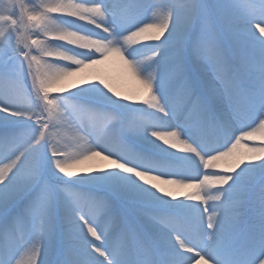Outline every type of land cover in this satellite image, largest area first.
Returning a JSON list of instances; mask_svg holds the SVG:
<instances>
[{
  "label": "snow or ice",
  "instance_id": "obj_1",
  "mask_svg": "<svg viewBox=\"0 0 264 264\" xmlns=\"http://www.w3.org/2000/svg\"><path fill=\"white\" fill-rule=\"evenodd\" d=\"M0 264H264V0H0Z\"/></svg>",
  "mask_w": 264,
  "mask_h": 264
},
{
  "label": "bare ground",
  "instance_id": "obj_2",
  "mask_svg": "<svg viewBox=\"0 0 264 264\" xmlns=\"http://www.w3.org/2000/svg\"><path fill=\"white\" fill-rule=\"evenodd\" d=\"M109 71L111 72L112 75H116L117 70L115 68L109 69ZM121 86L124 88H131L132 87L131 84L126 83V82L122 83Z\"/></svg>",
  "mask_w": 264,
  "mask_h": 264
}]
</instances>
